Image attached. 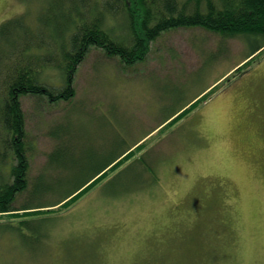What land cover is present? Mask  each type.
<instances>
[{
  "label": "rangeland",
  "instance_id": "obj_1",
  "mask_svg": "<svg viewBox=\"0 0 264 264\" xmlns=\"http://www.w3.org/2000/svg\"><path fill=\"white\" fill-rule=\"evenodd\" d=\"M49 1L0 0V24ZM258 40L170 29L129 65L92 47L71 100L22 97L34 145L18 206L57 203L146 142L69 207L3 215L0 264H264V50L243 65Z\"/></svg>",
  "mask_w": 264,
  "mask_h": 264
},
{
  "label": "trees",
  "instance_id": "obj_2",
  "mask_svg": "<svg viewBox=\"0 0 264 264\" xmlns=\"http://www.w3.org/2000/svg\"><path fill=\"white\" fill-rule=\"evenodd\" d=\"M181 27H204L226 38L256 36L246 65L264 50V0H51L34 17L26 11L0 24V219L20 211L42 215L67 208L104 177L107 167H117L145 147V141L129 147L57 203L18 206L19 194L30 187L28 151L34 145L27 138L22 97L71 100L76 72L92 47L129 65L145 60L161 33ZM53 66L60 77L50 81L47 72Z\"/></svg>",
  "mask_w": 264,
  "mask_h": 264
},
{
  "label": "crops",
  "instance_id": "obj_3",
  "mask_svg": "<svg viewBox=\"0 0 264 264\" xmlns=\"http://www.w3.org/2000/svg\"><path fill=\"white\" fill-rule=\"evenodd\" d=\"M195 99V98H194ZM194 99H192L191 101H188V102H186L185 104H183L179 109H177L176 111H173L170 115H169V117L163 122V123H165V122H167L169 119H170V121L173 119V118H175L178 114H180L181 112H183L185 109V107L186 106H188L191 102H193L194 101ZM195 102V101H194ZM193 102V103H194ZM188 108V107H187ZM186 108V109H187ZM194 108V107H193ZM184 109V110H183ZM183 110V111H182ZM170 121L167 123V124H169L170 123ZM162 123V124H163ZM141 141L142 142H146V140H144V138L142 137L141 139H139V141H137L135 144H133L132 146H129V147H131L132 149L133 148H135L137 145H139L140 143H141ZM129 147H127V148H125V149H123L121 152H119V153H117V154H115L114 155V157L115 156H117L118 154H124L125 152H126V150L129 148ZM113 157V158H114ZM112 158V159H113ZM101 168V167H100Z\"/></svg>",
  "mask_w": 264,
  "mask_h": 264
}]
</instances>
